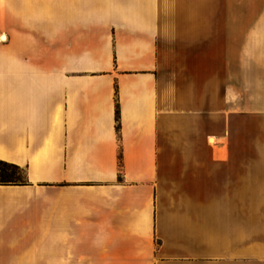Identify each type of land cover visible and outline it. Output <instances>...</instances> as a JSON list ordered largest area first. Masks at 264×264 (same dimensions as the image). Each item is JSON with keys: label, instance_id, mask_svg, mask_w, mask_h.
<instances>
[{"label": "crops", "instance_id": "crops-1", "mask_svg": "<svg viewBox=\"0 0 264 264\" xmlns=\"http://www.w3.org/2000/svg\"><path fill=\"white\" fill-rule=\"evenodd\" d=\"M0 36V264H244L264 158L218 93L264 0H0Z\"/></svg>", "mask_w": 264, "mask_h": 264}, {"label": "rangeland", "instance_id": "rangeland-1", "mask_svg": "<svg viewBox=\"0 0 264 264\" xmlns=\"http://www.w3.org/2000/svg\"><path fill=\"white\" fill-rule=\"evenodd\" d=\"M235 65L239 68L223 71L218 108L224 111L222 136L230 146V156L243 157L249 163L264 158V54H245L244 63L239 61ZM251 200L246 199L247 206ZM257 200L259 204L255 206L259 211L256 218L261 221L262 228L255 233H259L260 238L255 241L250 238L255 231L251 221L246 228L244 264H264V197ZM43 258L38 252L36 264H51L45 263Z\"/></svg>", "mask_w": 264, "mask_h": 264}, {"label": "trees", "instance_id": "trees-1", "mask_svg": "<svg viewBox=\"0 0 264 264\" xmlns=\"http://www.w3.org/2000/svg\"><path fill=\"white\" fill-rule=\"evenodd\" d=\"M24 169L0 159V185L25 184Z\"/></svg>", "mask_w": 264, "mask_h": 264}, {"label": "bare ground", "instance_id": "bare-ground-1", "mask_svg": "<svg viewBox=\"0 0 264 264\" xmlns=\"http://www.w3.org/2000/svg\"><path fill=\"white\" fill-rule=\"evenodd\" d=\"M5 38V36H0V40H3ZM209 141L210 142H214V138L213 137H209Z\"/></svg>", "mask_w": 264, "mask_h": 264}]
</instances>
